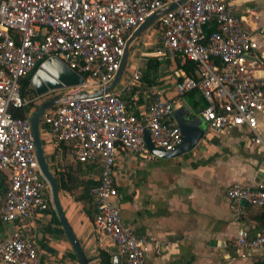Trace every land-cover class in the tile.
<instances>
[{
  "label": "built area",
  "instance_id": "built-area-1",
  "mask_svg": "<svg viewBox=\"0 0 264 264\" xmlns=\"http://www.w3.org/2000/svg\"><path fill=\"white\" fill-rule=\"evenodd\" d=\"M177 1L0 0V180L7 183V190L0 192V222L1 227L18 225L12 234L0 236V264H42L36 236L25 225L53 205L30 123L36 104L45 96L35 90L23 94L22 80L56 58L84 78L82 86L58 92L94 93L105 88L119 71L133 33ZM156 23L159 35L153 58L161 63L181 58L197 65L195 77L184 75L177 82V95L202 96L201 116L215 134L245 128L264 148L258 121L264 112V45L256 39L264 38V24L249 25L232 0H187ZM210 27L215 30L208 32ZM144 71L138 68L121 89L65 102L41 118V135L47 134L55 145L70 148L79 162L99 170L98 185L91 191L94 231L115 244L124 264H148L149 246L157 250L160 246L123 224L116 203L117 156L134 151L154 159L146 131L162 151H172L183 141L172 102L159 96L141 115L127 105L125 97L142 82ZM12 110L25 111V117H15ZM226 196L239 218L248 208L264 209V183L232 185ZM236 243L243 249H264V234L251 237L241 228Z\"/></svg>",
  "mask_w": 264,
  "mask_h": 264
},
{
  "label": "crops",
  "instance_id": "crops-1",
  "mask_svg": "<svg viewBox=\"0 0 264 264\" xmlns=\"http://www.w3.org/2000/svg\"><path fill=\"white\" fill-rule=\"evenodd\" d=\"M232 3L237 14L244 16L252 27L264 24V0ZM147 31L131 45L127 65L115 89L128 85L134 72L146 69L148 58L154 57L153 43L159 32L150 35ZM256 39L264 45L263 37ZM184 75L176 61H166L160 68L157 84L142 81L125 97L130 110L141 115L160 96L172 102L175 112L182 113L187 120L199 121L206 133L195 149L176 158L149 159L134 151L118 154L116 203L123 224L135 235L152 238L159 244V250L149 246L148 264H261L264 249H243L236 242L241 228L251 237L264 234V209L248 208L239 218L231 211L226 191L235 184L264 183V148L255 144L253 134L245 128H232L223 135L211 131L201 116L205 105L202 96L198 92L177 95V82ZM57 92L43 97L40 104L68 93ZM258 121L264 138V112L259 114ZM42 139L53 173L59 169L77 170L78 160L70 148L55 145L44 133ZM76 174L97 183L100 176L97 168ZM76 196L61 190L59 201L89 264H101L102 253L110 255L114 264V257L119 255L115 244L94 231L96 209H87ZM25 226L36 236L42 264H80L52 212L36 213ZM17 227L3 225V236L12 234Z\"/></svg>",
  "mask_w": 264,
  "mask_h": 264
},
{
  "label": "water",
  "instance_id": "water-1",
  "mask_svg": "<svg viewBox=\"0 0 264 264\" xmlns=\"http://www.w3.org/2000/svg\"><path fill=\"white\" fill-rule=\"evenodd\" d=\"M186 1L187 0H179L157 11L133 33L126 45V49L121 60L120 69L117 72L113 81L108 86H106L105 88H101L95 91L94 93L82 91L77 93H65L57 95L41 103L30 117L37 159L42 170L43 176L51 188L53 208L56 211L62 229L64 230L67 239L72 245L80 264H89V262L62 211L59 201L60 185L55 174L50 168L44 151V142L41 135V118L47 110L52 109L57 105L63 104L68 101L97 97L100 96L103 92L115 89L118 86L121 77L124 73L125 67L127 65L131 45L135 41H137L161 17L175 10L178 6L184 4ZM83 84L84 78L81 75H79L74 70L70 69L67 65H65L56 58L46 61L40 68L35 71L32 76V86L36 94L40 97L46 96L50 92L62 90L64 88L79 87ZM174 117L181 129L183 138L181 145L176 149L172 151H162L156 149L151 143L149 131H146L145 133L146 144L150 152L158 157L176 158L185 153H188L198 146V144L206 133L205 129L202 127L199 121L187 120L183 116V114L179 112H174ZM114 264H122V258L120 255H116L114 257Z\"/></svg>",
  "mask_w": 264,
  "mask_h": 264
},
{
  "label": "trees",
  "instance_id": "trees-1",
  "mask_svg": "<svg viewBox=\"0 0 264 264\" xmlns=\"http://www.w3.org/2000/svg\"><path fill=\"white\" fill-rule=\"evenodd\" d=\"M214 30H215L214 27L208 28V32ZM176 62L178 68H180L187 76L195 77V73L197 70L196 63L190 60H183L181 58H177ZM161 66L162 63L159 62L156 58H148L146 69L142 76V81L147 83L148 85L157 84L158 74ZM31 82H32V76L22 80L23 94L34 92V89L30 87ZM12 112L15 117L18 118L25 117V111L23 110H12ZM42 128L44 129L43 126ZM76 168L77 170L75 171H61L59 169L54 172L60 185V191L63 190L76 194L77 195L76 198L80 202H82L87 209H93V207L95 208V205L93 202V198L91 196V191L93 188H95L98 185V183L92 179L81 178L79 177V174H76V172L79 171L82 173L83 172L90 173L96 168V166L93 164H86L77 161ZM6 190H7L6 180L5 179H3V181L0 180V192H5ZM48 211L52 212L54 216V222L60 224L58 216L53 206ZM91 217L93 218L92 214ZM1 225L2 224L0 222V228ZM62 233H64V231H62ZM101 264H112L110 255H108L107 253H102ZM261 264H264V262Z\"/></svg>",
  "mask_w": 264,
  "mask_h": 264
},
{
  "label": "rangeland",
  "instance_id": "rangeland-1",
  "mask_svg": "<svg viewBox=\"0 0 264 264\" xmlns=\"http://www.w3.org/2000/svg\"><path fill=\"white\" fill-rule=\"evenodd\" d=\"M150 35L151 33H157L158 32V27H157V24H153L147 31ZM132 52V51H131ZM59 93V92H57ZM40 105V103H37L36 106L38 107ZM51 193V192H50ZM3 235V226L0 228V236Z\"/></svg>",
  "mask_w": 264,
  "mask_h": 264
}]
</instances>
